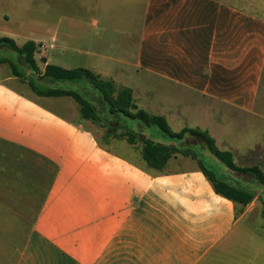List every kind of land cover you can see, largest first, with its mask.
<instances>
[{"label":"crops","instance_id":"1","mask_svg":"<svg viewBox=\"0 0 264 264\" xmlns=\"http://www.w3.org/2000/svg\"><path fill=\"white\" fill-rule=\"evenodd\" d=\"M120 6L121 29L105 17L107 30L120 29L118 41L75 37L83 46L74 54L97 60L86 69L130 88L137 107L163 116L173 132L199 128L237 167H264V0ZM31 41L41 49V71L63 59L53 54V35ZM5 66L0 264H256L264 226L254 233L246 221L264 186L257 183L259 193L242 207L216 194L189 157L172 156L156 171L140 141L120 136L126 129L182 148L193 137L168 140L107 111L98 123L82 119L73 99L36 96Z\"/></svg>","mask_w":264,"mask_h":264},{"label":"trees","instance_id":"2","mask_svg":"<svg viewBox=\"0 0 264 264\" xmlns=\"http://www.w3.org/2000/svg\"><path fill=\"white\" fill-rule=\"evenodd\" d=\"M37 49L38 45L31 40L18 46L13 39L0 37V64H6L11 75L26 83L36 96L70 97L78 104L81 118L93 123L102 121L100 115L107 111L110 114L137 121L144 128L155 129L168 140L177 142L187 135L197 137L203 142L206 150L225 168L235 173L251 175L259 185L264 186V171L259 167H237L233 163L231 153L219 150L213 138L206 131L199 128H184L179 132H173L163 116L149 114L137 107L130 88L118 87L113 80L103 78L86 68L64 69L47 64L41 71L35 60ZM27 71H29V75H26ZM42 81H47L49 85H43ZM82 82L86 83L85 86L91 87V91L97 92L98 96L95 97L92 93L91 95L97 100L98 108L92 102L93 98L86 99L74 89L64 88L60 85L58 87V84L62 83L78 84ZM120 136L125 138L129 144L140 141L142 143L140 151L142 159L148 167L156 171H162L172 156L189 157L196 161L200 171L211 183L216 194L238 203L242 207L247 206L254 199V193L251 190L238 187L209 169L200 158L198 150L159 144L128 129ZM262 216H264V210H262Z\"/></svg>","mask_w":264,"mask_h":264},{"label":"rangeland","instance_id":"3","mask_svg":"<svg viewBox=\"0 0 264 264\" xmlns=\"http://www.w3.org/2000/svg\"><path fill=\"white\" fill-rule=\"evenodd\" d=\"M153 2H156V0H0V37L12 38L18 45H21L27 40L37 41L42 36L47 38V36L53 35L56 38L53 54L59 55L58 59L61 55L63 59L60 62L52 59V64L58 65L57 63H62L69 68L79 66L83 68L87 66L95 67L97 60H92L84 55L76 56L74 54L73 49L75 46H83V43L80 45L75 44L74 46L75 37L87 39L88 36L104 35L103 37L106 39L118 41L121 37L120 29L125 23L123 17L125 14L120 5H152ZM224 2L232 5L234 0H224ZM105 5L114 6L106 12ZM106 16H111L112 21L117 24L115 27H120V29L107 30L105 28ZM63 45L67 47L65 53L61 50ZM40 51L41 49L38 46L37 53ZM37 57V61L41 65V60L39 56ZM42 84L49 85L45 81H42ZM59 85L80 92L86 99L93 97L84 87L86 85L85 82L79 84L62 83L58 84V87ZM91 92L94 96H98L96 91L93 90ZM133 123L137 122L128 120L131 128L134 127ZM185 144V148L198 144V153L203 163L219 177L227 180H237V184L251 189L254 195L259 193L261 186L257 185L251 175L226 170L219 160L207 150H203L204 144L199 138L193 137V139L187 140ZM193 150L197 151L196 149ZM259 169H264V167H259ZM262 210H264V194H260L258 204L254 205L250 219L246 221V225L250 226L248 227L249 231L255 233L257 232L254 229L255 227L264 226ZM254 238L256 239L257 237ZM248 254L244 255V259L248 258ZM261 262H264V249L258 254V259L255 260L256 264H261Z\"/></svg>","mask_w":264,"mask_h":264}]
</instances>
